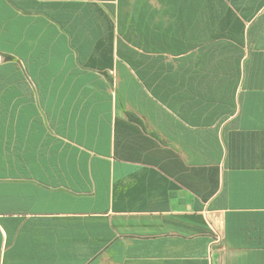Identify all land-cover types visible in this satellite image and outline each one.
Segmentation results:
<instances>
[{
    "label": "crops",
    "instance_id": "1",
    "mask_svg": "<svg viewBox=\"0 0 264 264\" xmlns=\"http://www.w3.org/2000/svg\"><path fill=\"white\" fill-rule=\"evenodd\" d=\"M0 264H264V0H0Z\"/></svg>",
    "mask_w": 264,
    "mask_h": 264
}]
</instances>
